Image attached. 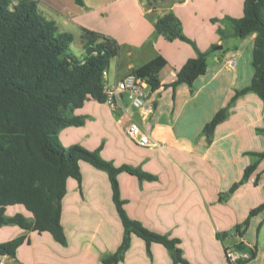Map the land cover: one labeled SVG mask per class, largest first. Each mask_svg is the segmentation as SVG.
Returning a JSON list of instances; mask_svg holds the SVG:
<instances>
[{
    "label": "crops",
    "instance_id": "obj_1",
    "mask_svg": "<svg viewBox=\"0 0 264 264\" xmlns=\"http://www.w3.org/2000/svg\"><path fill=\"white\" fill-rule=\"evenodd\" d=\"M40 11L56 21L59 32L71 33L81 45L84 29L113 37L120 54L111 59L108 79L125 77L158 56L168 64L160 72L162 84L176 80L177 72L198 50L213 48L206 74L193 86L147 89L144 107L134 108L123 95L121 108L88 99L74 111L85 123L60 132L65 146L81 144L88 149L102 146V155L115 165L129 164L157 176L141 180L127 171L118 175L124 208L132 219L171 238L181 239L184 257L192 264H230L226 248L239 249L244 242L246 257L241 264H264V214L251 219L244 236L235 230L264 201V160L261 179L256 174L234 192L245 168L264 151V100L250 91L239 96L211 139L205 125L231 101L236 90L249 85L255 74L253 49L256 33L225 41L217 28L226 16L244 15L245 0H37ZM174 13L184 33L197 49L181 39L169 40L156 29L160 17ZM217 19V21H214ZM221 21V22H220ZM227 24V22H225ZM71 44V46H72ZM222 47V48H223ZM72 49V48H71ZM130 119L138 121L156 142L140 146L127 134ZM221 143L219 148L217 145ZM82 181L69 178L62 201V225L67 243L48 232L27 230L17 224L0 227V243L25 236L16 255L0 256L1 264H105L123 242L125 229L113 199L108 173L81 161ZM228 194V195H227ZM7 215H34L22 204L7 207ZM262 226L257 234L259 224ZM228 232L224 239L217 234ZM254 233L253 239L251 234ZM255 247L256 255L251 250ZM167 247L146 241L133 233L131 245L118 264H172Z\"/></svg>",
    "mask_w": 264,
    "mask_h": 264
},
{
    "label": "trees",
    "instance_id": "obj_2",
    "mask_svg": "<svg viewBox=\"0 0 264 264\" xmlns=\"http://www.w3.org/2000/svg\"><path fill=\"white\" fill-rule=\"evenodd\" d=\"M75 1L85 5L84 0ZM224 20L233 29L226 32L219 27L218 33L225 44L231 37L256 33L252 61L255 74L251 83L236 90L228 105L205 125L204 133L209 139L239 96L253 91L264 100V0H245L242 17L226 16ZM156 29L169 40L181 39L197 49L196 43L184 33L181 20L172 12L158 19ZM73 40L71 33L59 32L56 21L40 11L37 0H0V227L17 224L27 230L48 231L65 245L62 201L69 178L81 183L80 162L86 161L108 173L113 199L125 229L122 244L114 254L104 258L105 264H118L123 259L133 233L143 238L149 249L153 242L167 247L173 258L172 264H192L184 257L181 239L152 231L129 217L124 208L126 202L121 198L118 179L121 172L127 171L141 180H155L157 176L129 164L115 165L103 157L102 146L92 150L81 144H63L62 129L85 123L83 116L74 114L76 109L83 107L90 98L106 102L104 71L109 69L111 59L120 54L116 39L94 30H83L84 58L71 49ZM214 47L216 45L208 51L197 49V56L190 58L178 70L176 80L169 84H162L160 78V72L168 64L163 56L132 72L144 78L152 91L162 86L172 87L174 91L182 84L193 86L198 77L206 74ZM254 154L260 159L245 168L242 179L231 187L230 192L254 174L255 183L260 182L264 151ZM16 204L24 205L34 218L29 219L22 213L7 215V207ZM260 213L264 214V201L236 225L238 235L244 236L252 217ZM227 235L228 232L217 234L222 240ZM25 239L20 236L0 243V256H15ZM237 247L238 250L245 249L244 242ZM251 253L255 257V247Z\"/></svg>",
    "mask_w": 264,
    "mask_h": 264
},
{
    "label": "built area",
    "instance_id": "obj_3",
    "mask_svg": "<svg viewBox=\"0 0 264 264\" xmlns=\"http://www.w3.org/2000/svg\"><path fill=\"white\" fill-rule=\"evenodd\" d=\"M103 86L106 94V102L114 111L121 108L124 94L129 103L137 109L144 107L146 100L149 97L147 89L150 85L144 78L138 76L134 72L129 73L115 82H111L108 79L107 69L104 71ZM127 134L140 146L149 147L156 145V142L150 134L134 119H130L127 124ZM226 257L231 264H238L246 257V254L244 251L238 249L227 248Z\"/></svg>",
    "mask_w": 264,
    "mask_h": 264
},
{
    "label": "rangeland",
    "instance_id": "obj_4",
    "mask_svg": "<svg viewBox=\"0 0 264 264\" xmlns=\"http://www.w3.org/2000/svg\"><path fill=\"white\" fill-rule=\"evenodd\" d=\"M224 21L227 22L226 20H224ZM220 22H221V21H220ZM225 22H223V25H222V24H220V25L218 24L217 31H218L219 27H223V28L226 30V32H230V31L233 30L232 27H231V26L229 27L228 24H225ZM219 35H220V34H219ZM227 47H228V45H224V47L222 48V51L224 52V50H226ZM71 48H72V50H73L74 53H76V54H80L79 51H81V45H80L79 43L74 42V43L72 44ZM221 143H224V142H219L218 145H217V148H219V146H220ZM250 237H251V239H253V237H254V233L251 234ZM229 263H230V262H229ZM230 264H231V263H230Z\"/></svg>",
    "mask_w": 264,
    "mask_h": 264
},
{
    "label": "water",
    "instance_id": "obj_5",
    "mask_svg": "<svg viewBox=\"0 0 264 264\" xmlns=\"http://www.w3.org/2000/svg\"><path fill=\"white\" fill-rule=\"evenodd\" d=\"M223 46L219 45L216 47V49H222ZM228 195V194H227Z\"/></svg>",
    "mask_w": 264,
    "mask_h": 264
}]
</instances>
